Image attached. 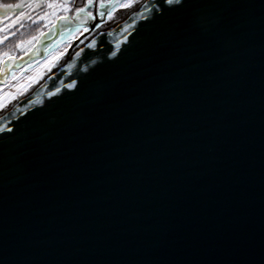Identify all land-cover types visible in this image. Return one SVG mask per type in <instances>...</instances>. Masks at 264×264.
<instances>
[{
  "label": "water",
  "instance_id": "water-1",
  "mask_svg": "<svg viewBox=\"0 0 264 264\" xmlns=\"http://www.w3.org/2000/svg\"><path fill=\"white\" fill-rule=\"evenodd\" d=\"M136 8L0 112V264H264V0Z\"/></svg>",
  "mask_w": 264,
  "mask_h": 264
},
{
  "label": "snow or ice",
  "instance_id": "snow-or-ice-1",
  "mask_svg": "<svg viewBox=\"0 0 264 264\" xmlns=\"http://www.w3.org/2000/svg\"><path fill=\"white\" fill-rule=\"evenodd\" d=\"M140 2V0H84L82 6H76L77 0H29L28 7L32 9V11H35L37 7L43 9L45 6L49 9H56L57 7L60 8L62 12H75V16L69 17V16H58L57 19L62 20L64 23H71L75 19H79L80 22L76 24L73 28L69 30V35H73L75 33H79V36L76 37V39H80V37L86 36V34L89 31L100 29L102 27L101 21H104L105 18H107V21H113L116 19V16L114 15L117 11L122 12H129V11H137L136 5ZM164 3H166L169 6L173 5H180L181 0H163ZM0 7L3 8H20L21 4H4L0 5ZM95 9V11H94ZM169 10H175L174 8H170ZM164 8L162 7L160 9V13L163 14ZM26 13L21 12L20 17L25 16ZM39 15V14H37ZM48 13H45V16H47ZM141 15H143L141 13ZM97 17H99V20H97ZM29 18L32 17L29 15ZM41 19L43 17H40ZM93 22L91 24V28L89 27V22ZM33 23H35V20H33ZM54 27V26H53ZM45 33H41V35H44ZM34 40L38 39L37 37L33 38ZM2 42V41H0ZM82 42V41H81ZM95 41L90 42L87 46L89 48L94 47ZM67 46L64 51L59 52L58 54L52 55L51 59L46 60V70L48 72H51L53 68L57 65V62L64 57L68 53V47ZM81 51H83L81 49ZM70 55V54H69ZM77 56L80 55V52L76 53ZM112 57H116L117 53L112 52ZM14 58L12 56H8L7 60H13ZM6 63V62H5ZM85 72H88V69H85ZM91 75V73H88ZM80 83H83V80L80 81ZM28 87V85H19L18 86V92L23 93L24 90ZM65 87L68 90L75 89L76 92H78L80 89L77 86V82L73 80L70 83H67ZM2 91V90H0ZM60 92V89H57V92L50 93V96H55L57 93ZM75 94V93H73ZM16 96L12 93H6L3 96H0V109H4L7 107V104L11 101L15 100ZM12 132V128H4L0 129V132Z\"/></svg>",
  "mask_w": 264,
  "mask_h": 264
},
{
  "label": "flooded vegetation",
  "instance_id": "flooded-vegetation-1",
  "mask_svg": "<svg viewBox=\"0 0 264 264\" xmlns=\"http://www.w3.org/2000/svg\"><path fill=\"white\" fill-rule=\"evenodd\" d=\"M28 2H29V0H22L21 2L15 3V4H21V7L20 8H16V7L12 8L13 10L10 12L11 15L9 17L11 24L8 26L9 27L10 26L11 27H16V26L18 27V26L23 25V27L25 26V30L29 31L30 33L35 34L37 32H41V33H45V34L41 35V33H40V36L37 39L35 45H33L32 48L29 49V51L27 53H24L22 55H20L18 53H10V52H7V54L4 53V55H6V56L3 58L2 62H1L0 72L2 71V73H5L6 70L13 68V70H10L8 72V77L6 79L5 85L7 84L8 80L12 74L23 72L26 69H30V68L35 67L36 65H38L39 63H41L42 61L47 59L48 56L50 55V53L52 51L56 50L57 46H59L57 48L63 47V49H64L67 46L71 45L73 43V41L76 40V37L79 36V33L69 35L68 34L69 30L73 27H68L59 34V36L57 37L56 40H54L50 45H48L44 48L43 58H41L39 60H35V61L31 62L30 64H27L24 67L19 68V69H18V67H20V66L16 62L15 63H11V62L5 63V61H7V57L9 55L12 56L14 59H19L20 57H22V56L28 54L29 52L33 51L35 49L36 44L40 40L43 41V40L49 39L53 35V30H54L53 26H55V23H56L58 16H69V17L75 16L74 11L65 13V12H62L59 7H57L54 10L49 9L46 6L43 9L37 7L35 9V11H32V9L27 6ZM83 2H84V0H77L76 6H82ZM15 4H12V5H15ZM94 11H95V9H94ZM21 12L26 13V15L23 17H20ZM45 13H48V15L45 16ZM121 13H122V11H117L114 15L118 18ZM37 14H39V15H37ZM29 15L32 17L31 19L29 18ZM40 17H43V18L41 19ZM33 20H35V23H33ZM97 20H99V17H97ZM107 22H109V21H107V18H105L104 21H101V24L104 25ZM92 23L93 22H91V24ZM7 28H8L7 26L2 27V29H0V32L3 31L4 29H7ZM94 31H96V29L89 31L87 33L88 35L86 37L91 35ZM86 37L84 39H86ZM84 39L82 41H84ZM0 41H2V42H0V44H2L5 41H7V39L6 38H0ZM8 46L10 47V45H8ZM5 85H2V86H5ZM2 86H0V88Z\"/></svg>",
  "mask_w": 264,
  "mask_h": 264
},
{
  "label": "rangeland",
  "instance_id": "rangeland-1",
  "mask_svg": "<svg viewBox=\"0 0 264 264\" xmlns=\"http://www.w3.org/2000/svg\"><path fill=\"white\" fill-rule=\"evenodd\" d=\"M142 1L144 0H140V2L138 4H140ZM137 4V5H138ZM136 5V6H137ZM12 8H3L0 7V29H2V27L10 25V12L12 11ZM129 12H122L120 14V16H124L125 14H129ZM114 24V22L112 23ZM106 29H103L102 32H105ZM97 37H94L91 41H89L85 46L83 45L82 47L76 48L74 51V56L76 55L77 52H80L81 49H83L84 47H86L90 42H92L93 40H95ZM59 47V46H57ZM55 51H52L50 53V55L48 56L47 59H45L44 61H42L41 63H39L38 65H36L33 68L30 69H26L23 72H19V73H14L10 76L7 84L5 86H2L0 88V96L5 95L6 93H12L13 95L16 96V99H18L20 96H22L26 91H28L31 87H33L35 84H37L47 73L48 71L46 70V60L51 59L52 55L58 54L61 51H64L65 48L63 49V47L61 48H57ZM78 47V46H77ZM73 56V55H72ZM71 56V57H72ZM19 85H28V87L24 90V92L21 94L18 92V86ZM15 99V100H16ZM15 100L11 101L10 103L7 104V107L13 103ZM5 109V108H4ZM4 109H0V112Z\"/></svg>",
  "mask_w": 264,
  "mask_h": 264
},
{
  "label": "trees",
  "instance_id": "trees-1",
  "mask_svg": "<svg viewBox=\"0 0 264 264\" xmlns=\"http://www.w3.org/2000/svg\"><path fill=\"white\" fill-rule=\"evenodd\" d=\"M22 0H0V5L4 4H15L21 2ZM41 32H37L35 34L30 33L25 30V26H16V27H8L0 32V38H6L7 41L0 44V65L3 58L6 56L4 53H18L20 55L27 53L29 49L35 45L36 40L34 37L39 38ZM10 45V47L8 46ZM5 50V51H4Z\"/></svg>",
  "mask_w": 264,
  "mask_h": 264
},
{
  "label": "bare ground",
  "instance_id": "bare-ground-1",
  "mask_svg": "<svg viewBox=\"0 0 264 264\" xmlns=\"http://www.w3.org/2000/svg\"><path fill=\"white\" fill-rule=\"evenodd\" d=\"M127 16V14H125L123 17L119 16L118 18L116 17L115 20L113 21H109L106 24L102 25V27L100 29H96V31H94L91 35H89L88 37H86V39H84V41H82L81 43H79L78 48L82 47L83 45L85 46L89 41H91L94 37H101L104 32H102L103 29H111L113 28L115 25H117L120 21H122L125 17ZM114 22V24H112ZM106 30V31H107ZM105 31V30H104ZM105 31V32H106ZM58 64L53 68V70L51 72H48L40 81H42L43 79H45L46 77H48L49 75H52L57 69H58Z\"/></svg>",
  "mask_w": 264,
  "mask_h": 264
}]
</instances>
